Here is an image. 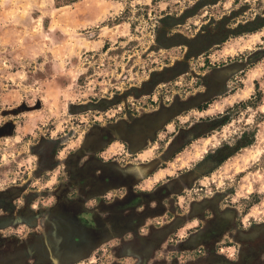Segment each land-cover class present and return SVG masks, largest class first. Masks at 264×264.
I'll use <instances>...</instances> for the list:
<instances>
[{
	"label": "rangeland",
	"instance_id": "374dc122",
	"mask_svg": "<svg viewBox=\"0 0 264 264\" xmlns=\"http://www.w3.org/2000/svg\"><path fill=\"white\" fill-rule=\"evenodd\" d=\"M225 247L264 264V0H0V264Z\"/></svg>",
	"mask_w": 264,
	"mask_h": 264
},
{
	"label": "crops",
	"instance_id": "0c3cea01",
	"mask_svg": "<svg viewBox=\"0 0 264 264\" xmlns=\"http://www.w3.org/2000/svg\"><path fill=\"white\" fill-rule=\"evenodd\" d=\"M204 234H206V232H203V234H202V239L203 240H202V242L200 244H207V243H205ZM152 241H153L152 239L149 240V241H143V244L146 245V246H147V244L152 245V243H153ZM194 243L190 242L187 245L188 248L193 247L194 245H192V244H194ZM153 245H155V244H153ZM223 251H227L228 256H226V255L223 256V255L219 254L218 256L210 257V258L206 259L205 261H202V263H198V264H236L234 262L235 255H236L235 254L236 253V248H234V247H225V249H223ZM147 254H145V253L144 254H136L137 256H134L133 258L135 260H139V261L135 262V264H144L145 260L148 259V257H145V255H147ZM140 255H142V256H140ZM128 257H131V256L128 255ZM241 260L242 261L240 262V264H259V261H260L259 257H257V259L256 258L253 259V258H251V255L247 256L245 254H244V256L243 255L241 256ZM192 264H195V263H192Z\"/></svg>",
	"mask_w": 264,
	"mask_h": 264
},
{
	"label": "flooded vegetation",
	"instance_id": "af4514ba",
	"mask_svg": "<svg viewBox=\"0 0 264 264\" xmlns=\"http://www.w3.org/2000/svg\"><path fill=\"white\" fill-rule=\"evenodd\" d=\"M121 173V172H120ZM124 174H122L121 173V180L119 181L120 183H122V184H127V179H123L122 178V176H123ZM82 179V178H81ZM114 180V179H113ZM120 219V220H119ZM118 219V221H120V222H122L121 220V217ZM124 219V218H123ZM126 219V221H127V218H125ZM107 226H108V224H107ZM65 244V243H64ZM7 259H10V258H7ZM8 261V260H7ZM10 261H12V260H10Z\"/></svg>",
	"mask_w": 264,
	"mask_h": 264
}]
</instances>
